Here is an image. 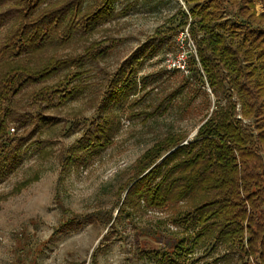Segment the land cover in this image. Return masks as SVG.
<instances>
[{"label":"trees","instance_id":"trees-1","mask_svg":"<svg viewBox=\"0 0 264 264\" xmlns=\"http://www.w3.org/2000/svg\"><path fill=\"white\" fill-rule=\"evenodd\" d=\"M118 1L0 0V31L4 29L0 36V178L7 174L10 160L33 129L26 135H18L17 131L46 124L45 117L37 112L31 115L17 110L13 100L30 89L33 103L59 109L92 90L91 69L99 68L111 46L101 47L94 41L82 54H59L56 50L92 34L116 16ZM183 3L187 11H181L183 19L172 33L187 28L194 45V55L184 61L188 76H182V82L145 116L165 113L176 97L192 89V80L207 86L216 102L191 140L180 132L167 133L134 161L129 177L119 187L124 196L119 205V200L116 203L117 213L124 207L144 211L178 207L171 223L182 227L183 235L166 241L155 251L158 264H183L194 246L206 243L223 245L226 252L238 251L247 260L252 257L261 262L264 0ZM255 3L262 7L260 14L253 9ZM158 30V34L164 32ZM165 36L160 34L157 45H153L156 41L152 38L138 46L99 86L94 117L61 156L62 170L87 163L112 144L120 127L117 111H132L145 97L139 102L133 98L149 85L145 78L137 81L136 76L144 60L163 46ZM60 73L61 77L52 83L51 79ZM10 130L14 136L11 139ZM114 220L110 212L100 216L104 226H112ZM82 226L80 221L67 219L55 228L53 236ZM238 261L246 264L242 257Z\"/></svg>","mask_w":264,"mask_h":264},{"label":"rangeland","instance_id":"rangeland-1","mask_svg":"<svg viewBox=\"0 0 264 264\" xmlns=\"http://www.w3.org/2000/svg\"><path fill=\"white\" fill-rule=\"evenodd\" d=\"M186 9L183 0H119L116 16L92 34L56 50L59 54H82L94 41L101 47L111 46L99 68L91 69L92 90L59 109L33 103L30 89L13 100L17 110L31 115L37 112L45 117L46 124L17 131L18 135H26L33 129L10 160L7 174L0 178V264H158L155 251L166 241L183 235V228L171 223L178 207L157 211L124 207L117 213L116 203L119 200V205L124 196L119 187L145 150L170 132L183 133L191 140L205 115L214 108L215 96L207 86L192 80V89H185L165 113L145 116L182 82V76H188L186 70L177 67L194 55V45L190 39L179 37L181 29L172 33L183 19L181 11ZM253 9L256 14L262 11L259 3ZM158 29L164 31L160 34L166 35L165 43L144 60L136 76L137 81L145 78L149 85L133 98L139 102L145 97L134 110L117 111L119 132L106 150L85 164L62 170L61 156L94 117L99 86L138 46L152 38L156 41L153 45H157ZM3 34L4 29L0 36ZM13 137L10 130L9 138ZM109 212L115 219L110 227L100 221V216ZM70 218L80 221L82 228L53 236L55 228ZM239 254L226 252L223 245L206 243L194 246L183 264H240L238 257L246 264H264Z\"/></svg>","mask_w":264,"mask_h":264},{"label":"built area","instance_id":"built-area-1","mask_svg":"<svg viewBox=\"0 0 264 264\" xmlns=\"http://www.w3.org/2000/svg\"><path fill=\"white\" fill-rule=\"evenodd\" d=\"M182 36H183V40L184 39L186 40V38L189 39V34H188L187 28H184L183 30L180 31L179 37H182ZM185 59L182 60V64L178 65L177 69H181V70H184L185 69V67H184V61H185Z\"/></svg>","mask_w":264,"mask_h":264}]
</instances>
